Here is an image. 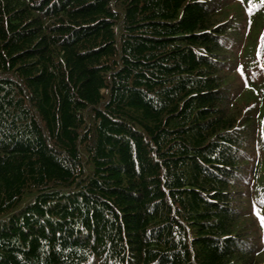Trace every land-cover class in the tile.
<instances>
[{"label": "trees", "instance_id": "trees-1", "mask_svg": "<svg viewBox=\"0 0 264 264\" xmlns=\"http://www.w3.org/2000/svg\"><path fill=\"white\" fill-rule=\"evenodd\" d=\"M219 1L0 0V264H264V22Z\"/></svg>", "mask_w": 264, "mask_h": 264}, {"label": "snow or ice", "instance_id": "snow-or-ice-1", "mask_svg": "<svg viewBox=\"0 0 264 264\" xmlns=\"http://www.w3.org/2000/svg\"><path fill=\"white\" fill-rule=\"evenodd\" d=\"M262 202H264V201H262ZM258 215H259V213H257ZM261 218V220H262V222H264V217H260Z\"/></svg>", "mask_w": 264, "mask_h": 264}, {"label": "bare ground", "instance_id": "bare-ground-1", "mask_svg": "<svg viewBox=\"0 0 264 264\" xmlns=\"http://www.w3.org/2000/svg\"><path fill=\"white\" fill-rule=\"evenodd\" d=\"M61 60V59H60ZM63 60V59H62ZM64 62V61H63ZM168 164V163H167ZM166 217V216H165ZM164 239V238H163ZM231 253V252H230ZM157 259V258H156Z\"/></svg>", "mask_w": 264, "mask_h": 264}, {"label": "rangeland", "instance_id": "rangeland-1", "mask_svg": "<svg viewBox=\"0 0 264 264\" xmlns=\"http://www.w3.org/2000/svg\"><path fill=\"white\" fill-rule=\"evenodd\" d=\"M252 225H253V223H252Z\"/></svg>", "mask_w": 264, "mask_h": 264}]
</instances>
